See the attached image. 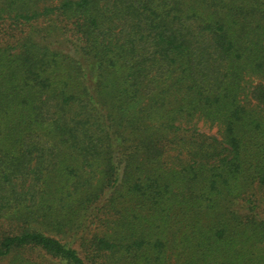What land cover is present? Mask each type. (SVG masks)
<instances>
[{"label":"trees","instance_id":"1","mask_svg":"<svg viewBox=\"0 0 264 264\" xmlns=\"http://www.w3.org/2000/svg\"><path fill=\"white\" fill-rule=\"evenodd\" d=\"M0 264H264V0H0Z\"/></svg>","mask_w":264,"mask_h":264}]
</instances>
